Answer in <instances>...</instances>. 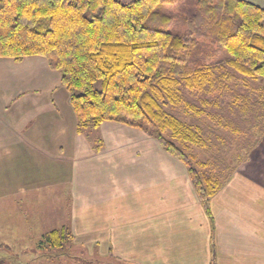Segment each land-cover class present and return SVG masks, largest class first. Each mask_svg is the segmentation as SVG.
Returning a JSON list of instances; mask_svg holds the SVG:
<instances>
[{
    "label": "crops",
    "instance_id": "crops-1",
    "mask_svg": "<svg viewBox=\"0 0 264 264\" xmlns=\"http://www.w3.org/2000/svg\"><path fill=\"white\" fill-rule=\"evenodd\" d=\"M244 1L264 10V0ZM66 95L43 58L0 59L6 233L28 228L40 246L64 227L68 247L107 264H264V138L249 160L222 178L210 222L185 166L140 132L104 124L98 154L91 142L76 146L81 135ZM71 145L75 155L63 166ZM54 188L71 194L63 215L43 211L44 202L55 199Z\"/></svg>",
    "mask_w": 264,
    "mask_h": 264
},
{
    "label": "trees",
    "instance_id": "trees-1",
    "mask_svg": "<svg viewBox=\"0 0 264 264\" xmlns=\"http://www.w3.org/2000/svg\"><path fill=\"white\" fill-rule=\"evenodd\" d=\"M37 56L59 75L77 134L115 124L152 139L185 166L212 222V197L243 161L226 165L222 147L198 161L191 147L204 149L205 135L179 113L227 123L219 107L241 94L233 75L264 84V10L244 0H0V59ZM103 147L97 138L94 153ZM68 238L63 227L38 248L61 250Z\"/></svg>",
    "mask_w": 264,
    "mask_h": 264
},
{
    "label": "rangeland",
    "instance_id": "rangeland-1",
    "mask_svg": "<svg viewBox=\"0 0 264 264\" xmlns=\"http://www.w3.org/2000/svg\"><path fill=\"white\" fill-rule=\"evenodd\" d=\"M117 1L127 4L134 0ZM228 73L230 74L232 72L228 70ZM233 76L234 80L231 84H233L235 88H239L241 94L238 96L240 101H232V98H227L225 100L226 103H229L227 105L228 107H219V109L222 108L226 113H230H227L229 120L227 123L220 117L214 116V118H211L204 115L196 116L190 113H188V115L186 113H179L180 117L182 119L184 118L183 121L185 122V124L188 125L191 123V121H193L196 124H191V129H195V131L202 129L205 135L203 141L206 147L204 149L191 147V151L194 157H196L198 161H201L203 163L206 162L207 159H209L205 151L210 148L212 149L213 147H215L217 150L218 148L222 147L221 153L217 156H219L218 159L220 161H224L226 165H229L227 163H230L232 167L233 165H237V161H243L244 163L246 160H249L250 156L260 146L264 138V112L260 110V102L258 99V96L264 93V84L259 83L257 80V82H253L255 80H246L242 77H237L235 75ZM254 85H259L260 88L258 87V89H255ZM246 91L248 92L249 96L248 94L244 95ZM231 92H235L234 89H232ZM231 105L233 110H230ZM243 105L248 106L244 107ZM246 108H251V114H244V110ZM64 118L66 119V116H64ZM191 118H194V120H191ZM262 122L263 124L261 125ZM256 123H258L259 126L261 125L263 131L262 129L260 130L259 127L255 128L253 126V124ZM99 136V130L86 132V134H83L78 138L76 146H78L80 143L86 144L90 141H93L95 145V140L97 138H100ZM149 140L151 141L152 139ZM94 145L92 146V148L94 147ZM73 151L74 150L72 145L70 147H67V151L63 153V159H61L65 160L62 163L63 166H65V164L70 161V159L75 155L73 154ZM89 151L92 150H87V152ZM79 156L80 154H76L75 157L78 158ZM111 170V173H113V166ZM52 193L54 194L53 197L55 199L53 201L48 200L44 202V206H46V209H44L43 211L51 214L52 216H55L56 214L63 215L65 207H70L71 194H63L59 189L56 188H54ZM5 212L6 202H1L0 261H3V264H11L10 262H8L9 259L15 262H17L18 260L25 262L26 260L31 259L28 264H107L100 261L96 256L94 258H91L87 250L80 247H74L73 245H69V247L64 246L61 250L56 249L50 251L44 248L39 249V246L35 240L36 237L34 232H32L28 228L26 229V231H24L21 228L15 229L14 227L16 233L11 236L9 233H6V230L3 227V224L6 226V222L8 220V212ZM12 221L14 222V219H12Z\"/></svg>",
    "mask_w": 264,
    "mask_h": 264
}]
</instances>
